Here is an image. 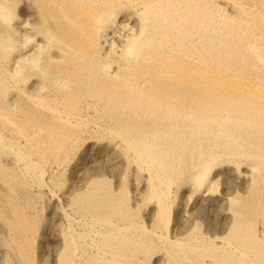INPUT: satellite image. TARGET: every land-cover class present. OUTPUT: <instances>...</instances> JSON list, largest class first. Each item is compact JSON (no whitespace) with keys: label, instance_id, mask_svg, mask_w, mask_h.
<instances>
[{"label":"bare ground","instance_id":"6f19581e","mask_svg":"<svg viewBox=\"0 0 264 264\" xmlns=\"http://www.w3.org/2000/svg\"><path fill=\"white\" fill-rule=\"evenodd\" d=\"M44 240L39 264H264V0H0L1 264Z\"/></svg>","mask_w":264,"mask_h":264},{"label":"rangeland","instance_id":"374dc122","mask_svg":"<svg viewBox=\"0 0 264 264\" xmlns=\"http://www.w3.org/2000/svg\"><path fill=\"white\" fill-rule=\"evenodd\" d=\"M67 172V173H66ZM71 172L69 171V170H66L65 172H64V177H63V180H62V182L60 183V187H59V185L56 187V191H57V193H62L63 191H65L69 186H70V184L72 183V175L73 174H70ZM69 177L71 178V179H69ZM69 179V180H68ZM71 180V181H70ZM114 182V180L112 181V183ZM131 183V182H130ZM128 184L127 185V190H128V193L129 194H131L132 192H131V190H132V187H130V185L131 184ZM241 186V185H240ZM63 187V188H62ZM62 189V190H61ZM223 189H224V187L222 186V184L220 183V182H218V184H217V187L216 186H214V187H212L211 188V190H212V193H214V195H220L222 192H223ZM217 193V194H216ZM45 199H44V203H43V205H42V213H41V222H40V224H41V226H44V225H47L48 224V222H49V219H48V217H46V216H48V209H49V205H51L52 204V198H51V195H50V193L47 191V190H45ZM142 211V210H141ZM212 212V213H211ZM209 213V214H208ZM206 215H205V221H201L202 222V224L204 225V226H206V223H208V222H210L211 220H213V217L215 216L214 215V212L213 211H209ZM43 214V215H42ZM210 215V216H209ZM212 215V216H211ZM212 218V219H211ZM204 222V223H203ZM202 225V226H203ZM221 232H219L218 233V230L214 233V234H220ZM46 241V242H45ZM42 242V244H40ZM44 243V244H43ZM42 246V247H41ZM47 246V247H46ZM47 249V250H46ZM2 248L0 247V254H1V252H2ZM44 250H46L45 252H44ZM37 252H38V254H37ZM43 252V253H42ZM35 253H36V264H39L40 262H42V261H45V262H49V259H50V248H49V243H48V241L47 240H44V241H40L39 242V244H37V246H36V248H35ZM44 254V255H43ZM40 255H41V257H40ZM156 255H158V253L156 254H154L153 255V259L155 258V257H157ZM39 257H40V259H39ZM0 264H1V261H0ZM149 264H152V262L150 261L149 262Z\"/></svg>","mask_w":264,"mask_h":264}]
</instances>
